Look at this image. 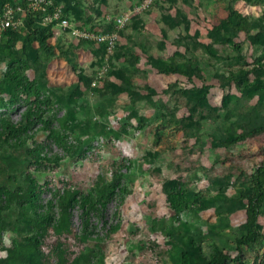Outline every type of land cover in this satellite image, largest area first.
<instances>
[{
  "label": "rangeland",
  "instance_id": "rangeland-1",
  "mask_svg": "<svg viewBox=\"0 0 264 264\" xmlns=\"http://www.w3.org/2000/svg\"><path fill=\"white\" fill-rule=\"evenodd\" d=\"M51 2L115 41L0 39V264H264V239L237 247L264 158V0Z\"/></svg>",
  "mask_w": 264,
  "mask_h": 264
},
{
  "label": "trees",
  "instance_id": "trees-1",
  "mask_svg": "<svg viewBox=\"0 0 264 264\" xmlns=\"http://www.w3.org/2000/svg\"><path fill=\"white\" fill-rule=\"evenodd\" d=\"M6 2L14 3L11 1L0 2V7ZM16 2V1H15ZM23 6L22 16L24 18V24L20 29H28L34 36L40 38L41 40L48 41L53 31L52 26H44L42 24H37L33 28V24L40 21V14H33L26 10V0H20ZM55 6L56 4L53 3ZM57 6V5H56ZM235 16L234 20L228 21V25L235 32H242L245 35L248 34V17L246 14H240L236 10L233 11ZM19 29V30H20ZM19 30H6L3 37L10 39ZM1 38V39H2ZM49 44V43H48ZM103 46L104 44L101 43ZM257 132V128L242 129L239 132L229 134L226 138L221 140L223 146H229L234 143L245 141L247 138L251 137ZM250 185L244 188L240 193V198L242 202V210L244 213V232L237 240V247L245 245L250 247L256 243L261 242L264 239V233L259 227V217L264 205V158L256 162L254 168L249 172ZM96 209V204L94 201L88 202V207L85 212L83 223L85 226L88 225L87 216L90 212ZM48 218H45L43 222L47 223ZM240 257L237 253L236 255H230L222 249H214L208 256L204 257L201 264H226L229 260L239 261Z\"/></svg>",
  "mask_w": 264,
  "mask_h": 264
},
{
  "label": "built area",
  "instance_id": "built-area-1",
  "mask_svg": "<svg viewBox=\"0 0 264 264\" xmlns=\"http://www.w3.org/2000/svg\"><path fill=\"white\" fill-rule=\"evenodd\" d=\"M150 1L151 0H143V4L146 5ZM26 10L33 14H40V22L42 25H50L52 28L58 27L70 37L103 43L108 51H110L114 45V33H103L74 26L63 9L59 6H54L51 0H26ZM22 12L23 6L19 1L14 3L6 2L0 7V39L6 30H19L23 26L24 18Z\"/></svg>",
  "mask_w": 264,
  "mask_h": 264
}]
</instances>
